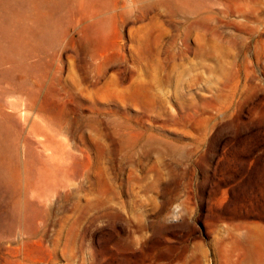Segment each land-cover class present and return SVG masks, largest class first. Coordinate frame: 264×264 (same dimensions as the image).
<instances>
[{"label": "rangeland", "instance_id": "374dc122", "mask_svg": "<svg viewBox=\"0 0 264 264\" xmlns=\"http://www.w3.org/2000/svg\"><path fill=\"white\" fill-rule=\"evenodd\" d=\"M197 1L0 0V264H264V0Z\"/></svg>", "mask_w": 264, "mask_h": 264}, {"label": "bare ground", "instance_id": "6f19581e", "mask_svg": "<svg viewBox=\"0 0 264 264\" xmlns=\"http://www.w3.org/2000/svg\"><path fill=\"white\" fill-rule=\"evenodd\" d=\"M187 3V6L190 10H196V8L198 7V1L197 0H185ZM37 15V14H36ZM14 48V47H13ZM4 56V55H3ZM6 58V57H5ZM4 58V59H5Z\"/></svg>", "mask_w": 264, "mask_h": 264}]
</instances>
